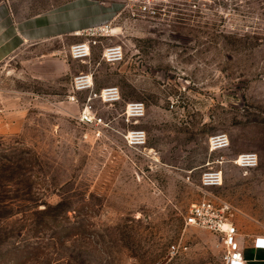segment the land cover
<instances>
[{
	"label": "rangeland",
	"instance_id": "rangeland-1",
	"mask_svg": "<svg viewBox=\"0 0 264 264\" xmlns=\"http://www.w3.org/2000/svg\"><path fill=\"white\" fill-rule=\"evenodd\" d=\"M108 1L119 5L113 34L84 62L50 41L0 63V264H224L217 236L183 216L207 163L254 152L257 167L224 162L208 192L264 234V0ZM116 44L122 61L106 62L102 47ZM81 71L94 91L121 93L115 105L93 101L97 129L77 120L87 93L67 99ZM128 101L145 105L144 148L123 139ZM218 133L229 147L210 153Z\"/></svg>",
	"mask_w": 264,
	"mask_h": 264
},
{
	"label": "built area",
	"instance_id": "built-area-1",
	"mask_svg": "<svg viewBox=\"0 0 264 264\" xmlns=\"http://www.w3.org/2000/svg\"><path fill=\"white\" fill-rule=\"evenodd\" d=\"M143 8H147L145 3ZM80 34L84 35L86 39L71 44L68 48V56L74 61L84 62L90 56L93 46L101 44L103 39L113 34V28L110 23H101L82 30ZM101 57L109 63L122 61V45L103 46ZM93 85L91 72L81 71L75 74L71 78L67 99L71 103H78L79 95L87 93L77 114V120L83 125L97 129L105 123L97 115L93 101L97 99L103 104L115 105L121 101V93L117 86H105L94 91ZM144 114L145 105L142 101H128L123 105L120 115L125 123L133 125L123 133V139L129 147L140 149L146 145L145 131L135 127ZM207 147L210 153L227 149L229 147L228 136L225 133L210 136L207 140ZM226 161L243 170L253 169L258 165V157L254 152L237 153L230 159L221 158L216 161L217 166L215 167L209 166L207 163V167L199 173V187L202 190V196L190 204L183 220L186 226L204 228L217 236L224 246L221 256L224 264H248L244 258L243 248L239 243L238 232L233 222V207L208 192V189L222 185L224 177L222 164ZM252 244L255 249H264V237L253 238Z\"/></svg>",
	"mask_w": 264,
	"mask_h": 264
},
{
	"label": "crops",
	"instance_id": "crops-1",
	"mask_svg": "<svg viewBox=\"0 0 264 264\" xmlns=\"http://www.w3.org/2000/svg\"><path fill=\"white\" fill-rule=\"evenodd\" d=\"M20 1L0 0V63L25 45L58 41L68 51L71 44L86 39L80 34L82 30L101 23L112 24L119 12L118 3L108 0H60L31 14L19 15L15 7ZM233 222L248 264H264V249H255L252 244L254 235L264 234L251 230L247 233L245 225L236 224L235 219Z\"/></svg>",
	"mask_w": 264,
	"mask_h": 264
}]
</instances>
